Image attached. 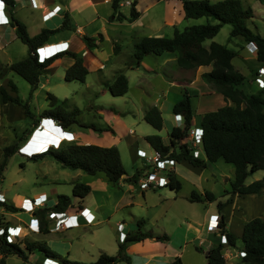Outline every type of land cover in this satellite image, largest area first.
<instances>
[{
    "label": "trees",
    "instance_id": "1",
    "mask_svg": "<svg viewBox=\"0 0 264 264\" xmlns=\"http://www.w3.org/2000/svg\"><path fill=\"white\" fill-rule=\"evenodd\" d=\"M122 0H112L115 12L120 8ZM264 4V0H259ZM10 4L14 0H9ZM182 10L187 18H199L203 16L214 17L218 23L196 24L184 30L175 29L173 36H145L136 44L134 59L141 62L142 59L151 53L161 55L164 52H177V63L182 68L193 69L201 65H213L211 71L202 74L203 79L211 84L225 98L232 101V104H225L215 110L204 113L201 120L203 128L202 147L206 158L196 157L194 147L188 142L180 144L179 149L175 148L176 139H184L192 125L194 116L191 95L186 91L184 97L178 101L174 107L175 114H182L185 117V127H174L171 131V144H165L159 134L147 135V141L158 150L163 157L175 159L177 162L188 161L195 167H205L207 160L216 162L224 159L225 162L232 163L235 167V180L232 182V191L241 194H260L264 189V179L246 183L247 177L257 171L264 169V90L247 93L243 88L247 77L236 68L233 59L238 55V51L227 47L217 41H212L209 46L205 45L206 39L213 38L220 31L224 24H232L231 35L241 36L246 41H255L258 45L257 60L264 63V37L260 33L254 32L248 27L247 21L254 17L252 7L246 6L242 0H182ZM139 12L132 6L129 19H136ZM119 19H125L123 13H118ZM69 15L66 14L61 27L56 29L43 28L38 34L30 35L27 25L12 15L11 25L15 28L17 36L22 42L28 45L29 54L27 57L12 62L10 64L0 63V79H4L10 71H14L24 77L31 85V93L39 86L40 77L45 69L57 57L69 54L74 58V63L67 68L66 80L86 81L89 73L88 68L83 64L81 54L62 51L55 56L40 62L36 49L50 43L53 34L61 29L69 27ZM89 38L87 45L93 47L94 43ZM259 70L256 71V73ZM9 85L17 92L16 84L10 79ZM107 86L114 96L123 95L129 90V79L123 73L115 75L112 82H107ZM264 88V87H263ZM0 95L3 102H15L21 104L26 114L32 117L36 123L39 117L31 112L30 104L24 102L20 96L11 95L6 88L0 84ZM50 107L45 109L40 115L42 118L53 117L59 120V124L68 128L77 121L80 113L78 107L67 110L62 104H58V98L51 92L48 93ZM234 103V104H233ZM145 119L157 129L163 127V115L161 110L154 106L147 114ZM85 127L93 128L97 131L108 130L109 128H97L95 124H83ZM57 147V148H56ZM18 144L13 143L4 147L3 159L0 163V175L6 169L9 158L17 152ZM31 153V159L43 158L50 154L62 166L72 169H82L91 175L102 174L112 186H119L121 180L139 184L141 169L135 174L128 175L121 152L118 146H102L92 143L69 142L55 147H49L43 151ZM128 175V176H127ZM169 186L179 191L182 187L181 180L172 170L168 173ZM91 191V185L85 182L76 181L73 187V196L81 204L85 196ZM191 201H214V192L206 190L199 193L193 190L189 196ZM4 207L11 212L21 211V208L12 202H1ZM73 199L70 195L61 193L53 206L39 207L35 214L41 220L42 231H48L45 217L49 211L66 212L73 206ZM225 203L218 202L219 210ZM144 220L138 221V228L126 233L124 241L119 244V251L116 255L102 252L95 261L85 262L81 260L69 259L59 252L52 249L46 242L39 240L31 241L26 239L22 242L9 243L5 236L0 235V264H6V257L11 254L23 258L27 264H31L29 254L33 251H40L46 258H55L59 264H117L120 260H129L125 255L126 247L131 242L142 241L146 238L156 237L159 240H168L167 233L155 234L152 230L143 231ZM221 233L228 237V245L235 246L238 237L232 232L227 231L225 215L221 214L220 221ZM242 241L245 255L242 257L243 264H264V217L255 216L248 220L243 228ZM25 245V246H23ZM224 244L218 243L209 249L207 254L208 264H225L226 258L223 254ZM197 249L203 251L200 246ZM170 264H184L180 256H176Z\"/></svg>",
    "mask_w": 264,
    "mask_h": 264
},
{
    "label": "crops",
    "instance_id": "2",
    "mask_svg": "<svg viewBox=\"0 0 264 264\" xmlns=\"http://www.w3.org/2000/svg\"><path fill=\"white\" fill-rule=\"evenodd\" d=\"M4 1H5V6L4 7L1 6L0 10L2 11L3 16L7 18L8 22L2 21L3 16L0 14V18H1L0 63L10 64L20 59V57L18 56L15 57L13 54H10L14 46H17L16 48L18 47L21 48L23 52L22 56L27 57L29 54V47L27 50L26 48L21 46V44L18 45V41L21 39L17 36L15 32V28L11 25L12 15H14L22 22H24L27 25L30 35L34 36L38 34L43 28L56 29L61 27L65 15L68 14L70 21L69 27L61 29L55 34H53L50 38L51 40L49 41L50 43L44 45V47L48 46L47 48L45 47L46 50L49 49L48 54H50V51L56 52L57 48L67 47L74 44L73 47L74 50H72L71 52H75L83 56L84 64L89 69V72H93V71L101 72V83L104 85L102 91L103 93H105L106 90H109L107 86V82H112L117 73L123 72L128 77L129 90L125 94L118 96H111L113 98L110 100L109 106H103L97 104H94L93 106L99 109L100 108L104 109V107H107L113 111V113L109 114L110 115L109 119L114 120L115 122L117 121L115 123V129L116 132L118 131L116 136H119V138L127 133V129L130 130L129 134L125 136L128 139L127 145L130 147V152L133 158L138 161L139 159L140 161H143V167L140 168V166H138L136 171L141 169L142 170L141 173H142L145 164L144 158H141L139 156L138 150L142 149L147 151V153H152L153 150L155 149L147 141L146 139L147 135L159 134L162 136V139L165 144H171L172 142L171 131L174 129V127H177V123L179 122V120H176L175 118L176 114L173 112V107L178 101H180L184 97V93L186 91L191 95L193 113L195 111L194 110L195 97H197V101L199 104H201L203 101V106L205 107L204 113L213 110L215 106L220 107L225 104H232L231 100L227 101L223 94L216 91L211 84L207 83L203 79L202 74L204 72L211 71L213 69L212 64L201 65L193 69L182 68L177 63V58H178L177 52L167 51L161 55H156L154 53L146 55L142 59V61L151 68L149 71L145 70L143 68V64L137 62L139 63V65L136 67L137 70H135L136 74L138 75L137 77L138 79L136 81L132 80V76L130 75V73H128L127 70H123L122 68L115 69L113 67L112 59L121 52L123 47V45L121 44L123 35H121V33L120 34L118 33V31H120L121 29V24H124V22L128 21L129 23H133V26L142 25V23L137 24L138 18L129 19L131 15L132 6L136 3L137 0H131L132 3H127L128 0H124V1L122 0L123 2L122 1L120 2V8L116 12L113 8L112 0H14L13 4H10L9 0H4ZM162 1L166 2L164 4L165 6L167 5L173 6L177 11V14H179L180 16L184 15L181 6L182 0H157V2L154 3L152 7H150L148 10L142 13H139V15H143L148 11L152 10L156 5L161 4ZM212 2H216V0ZM123 7L129 8V10H125ZM46 9L50 11L53 10V14H51L49 17H45L44 11ZM118 13H123L127 17L125 19H119L117 17ZM165 18L166 20H164V24L161 23L160 21L158 23L151 22V24H146L149 27V33H147V35H141V36L137 35L132 37L130 42L131 51L133 52L131 55L132 58L134 57L136 44L139 41H141L143 37L163 36L164 34L158 32L164 27V25L172 26L174 28L176 27L173 18L167 19V16ZM91 25L94 26L92 27ZM102 30L104 34L102 33ZM79 36L82 37L87 42L89 41V38H92L91 42L94 43L93 47L91 48L89 47V45H85L83 42H79L80 41ZM96 36L100 37L99 44H97L95 40ZM77 40L79 44H77ZM209 45L210 44H208L207 46ZM60 50L61 49H59L58 51ZM53 61H54L53 63L51 62L52 65H49L45 69V72L41 75L38 88L40 86H44L45 83L48 81L47 78L44 79L45 81L42 80L43 75L49 71H52L53 69H55V67L56 68L61 67L59 65L64 66L63 74L64 72L66 74L67 68L74 63V58L66 53L63 56L57 57ZM132 65L134 64L129 63L128 66L131 67ZM105 69H107L108 74H110L111 78H108V75H106L105 73L106 72ZM257 70H259V68ZM144 71H147L149 75H153V78L144 77L145 75ZM255 74H259V73H255ZM7 79L8 78L5 77V80ZM254 83L257 86L256 92L263 90L262 89L263 87H261L258 84L257 80L254 81ZM154 106H157L161 110L164 118L163 127L160 130L155 128L145 119V115L147 114V112ZM110 110L108 111L110 112ZM204 113L201 114V119ZM46 121L47 120H45V122ZM118 123L119 125L120 123L125 125L122 131L118 130L117 127ZM95 126L97 128H105L102 125L95 124ZM194 126L196 127L201 126V123L199 124L198 119L196 120L195 114L192 118L191 128ZM64 130L65 129L61 130L63 131V133L60 135V137L56 133L51 135L50 139L44 136L43 137L44 139L42 138V143L44 141L43 143L44 146L47 147L48 144L50 146L51 144L58 145L59 140H61L65 136ZM93 131L96 132L97 130L93 129ZM109 132L110 131L105 130L99 134H96L87 131L89 135L96 136L97 138L100 139H102L101 136L102 133H104L103 135L106 136L107 133ZM81 141H84L85 143H90V141L88 140H81ZM184 142H188L189 144H191V141L189 142V140L182 139L179 141L178 139H176L175 148L179 149L180 144ZM199 150L201 152V156L203 154L204 156L202 157L206 158L205 151L201 145L199 147ZM120 152H122L121 149ZM219 160H224V159H219ZM210 162L211 161L207 160V164ZM75 170L77 173V177L83 175L82 172L79 171L82 169H75ZM178 178L181 180L183 187V180L180 174ZM74 182L76 181H73V186H74ZM92 182L93 181L88 182V184L91 185V191L85 196V198L81 202L82 205H80L87 208V214H90L91 216L87 215V217H85L83 215H79L78 216L79 224L75 226L88 225L91 223L90 222L91 219H95V221L97 220L96 225L100 227L104 225L106 222L110 221L111 219H114L113 216L115 214L119 215L118 211L123 208H127L126 212L130 214V217L132 218L131 221L136 220L137 216L135 215L134 212H132V210L134 209V206L137 205L139 210L141 211L145 208L147 211L150 210H157V212L159 211L158 218L159 216L160 218L162 217L166 218L167 216L170 215L168 219L173 220L174 217H178V221L175 223L179 225L180 229L183 227L182 237L178 235V237L181 238H176L173 234L171 236L167 232H160V231H155L154 229L145 228L146 225L145 220L139 219V220H144V225L142 227L145 228V230L142 228L143 231L152 230L156 235L167 233L170 236V238L168 240H159L156 237H152V238H146L142 241L131 242L127 245L125 251V255L129 256V260L128 261L120 260L118 261L117 264H170L176 256H180L184 264H208L207 254L206 252H204L202 246L203 243L207 245V251H209L210 248L216 246L220 241V237H218V235L210 234L207 232V227L205 231L208 235L203 238L201 237L203 233V227L205 221L207 222L208 225L210 215L217 213L221 217V214L223 213L225 215L227 231L235 234L238 237V239L241 238L244 225L249 220V219L246 220L245 217L247 215H245L244 212L240 210V208L236 211H234L235 209H232L230 215L226 212L228 210L229 203L235 202L234 204L235 207L236 202L241 201L242 197L239 196H236V200L233 202L232 200L229 201L226 200L227 201V204L225 205L226 207H224L221 212L219 210L217 211L214 210L208 213L210 207L207 208L203 214V219L200 220L197 219L196 216L193 214L185 215L184 212H182L178 207V202L183 199V197H179L178 194V192H180L182 187L179 191L172 189L169 185L163 187H157L149 190L152 191V193L149 194V191H142L138 184L136 185L138 186L139 189H135V190H131L127 186L126 188H119L121 186L123 187L126 184L124 180H121L119 186H116L118 190L116 189L117 191L115 193L117 194L118 199H116L114 203L109 201V199L112 198V194L110 193L111 190L106 188V185H109L107 182L105 184V190L106 192L109 190L110 198L103 193L97 192L94 189L95 187L94 184H96L97 186V183L93 184ZM139 190L141 191L138 192ZM193 190H196L199 193H203V189L200 190L193 189ZM135 191L138 192L137 194L138 198L134 193ZM41 193L48 194L46 190H42L38 194ZM92 194H94L93 197L94 200H91L86 203L85 202L86 197H89V195ZM249 195L254 196L255 194H246V196ZM189 196L190 195H188L185 198L186 201H189L190 203H194V202L207 203V201H191L189 200ZM25 197H30V196L26 195ZM243 200H246V198L243 197ZM211 204H213V201H211L210 205ZM2 208H4V205H2ZM21 211L23 213L11 212L10 214L12 215L16 213V215H18V218H16V216H11V218H9L6 225L7 226L23 225L27 227L26 223L28 224L32 217H38L36 214H32L31 212L23 211V210ZM8 212L9 211H6L5 213ZM71 212L75 213V211H71ZM124 214L122 213L120 215L122 217L119 216V218L116 219L117 221L115 222V226L113 229L115 230V227L116 228L119 227L123 232L127 233L130 230L138 228L139 220L137 221V225L135 224L129 225L126 216H124ZM45 221L46 224L44 226L47 227L48 231L46 232L42 231L41 228L43 227V225H41L42 223L41 220L39 219V224H40L39 231L32 230L33 232L31 233L33 240L46 242V244L49 245L52 249L59 252L63 256H67L69 259L84 260V259H77L79 258L78 256H80L79 255L80 252L74 251V242L72 237L71 236L68 237L61 230H56L54 228L56 220L49 218L47 215L45 217ZM234 222H238L242 225L239 231H233L229 227V224ZM72 227L74 226H70L69 229H71ZM20 239H22L20 240L21 242L25 241L24 238H20ZM27 239H29V237ZM197 240H199V243H196ZM122 241L123 240L119 239L118 247H116L118 248L117 252L112 253V255H116L118 253L119 244ZM104 244L105 243H103V245L100 244L98 245L99 246L98 257L102 252L108 253L107 249L109 248L111 249L113 247L114 250V246H113L114 244L112 245H104ZM92 245H94V243H90L86 246H83V248H86V251H88V249ZM197 246H200L203 249V251L198 250ZM229 246L230 245L225 246L228 252H230L228 253V255H225L226 258L225 264H243L242 257L240 256V254L236 253L233 250H229L228 249ZM9 256L10 255H8L6 258V264H8L7 259L9 258ZM39 257H41V260L43 261L46 258L45 257L42 259L41 253ZM23 261L21 260V262L19 261V263L27 264V262L25 261L23 262ZM55 263L59 264V260L55 258H50V259L47 258V260L45 261V264H55ZM16 264H18V262Z\"/></svg>",
    "mask_w": 264,
    "mask_h": 264
},
{
    "label": "rangeland",
    "instance_id": "3",
    "mask_svg": "<svg viewBox=\"0 0 264 264\" xmlns=\"http://www.w3.org/2000/svg\"><path fill=\"white\" fill-rule=\"evenodd\" d=\"M215 1V0H211ZM218 1V0H216ZM243 3H245L246 6H250L254 10V17L247 21V25L249 28H251L254 32L260 33L264 37V4L261 3L259 0H242ZM166 2L162 1L161 4L156 5L152 10L148 11L147 13L143 15H139L138 23L142 25H135L133 26V23L124 22V24H121V29L118 31V33L123 35L122 39V50L121 52L112 59L113 67L115 69L122 68L123 70H127L128 73L132 76V80L136 81L138 78V75L136 74L135 70L136 67L139 65L134 59L132 58V51L130 42L133 36L137 35H147L149 33V27L146 24H151L155 22H161L164 24V20L167 19H174L176 27L180 30H184L185 28L196 25V24H208V23H218V20L214 17L209 16H203L199 18H187L184 15L180 16L177 14V11L175 8L171 5L165 6ZM173 3V2H171ZM125 10H129L127 7H123ZM92 27L94 25H91ZM175 28L172 26L164 25V27L158 32L162 33L166 36H173ZM232 30V24L227 23L224 24L220 31L215 35L213 38L206 39L205 45L210 44L212 41H217L219 43H222L226 45L227 47L237 50L238 55L233 59V63L236 66L238 70H240L245 76L247 77V80L243 86V88L246 90L247 93L256 92L257 86L254 83L256 81V78L259 76V74H255L256 70L263 64L257 60V56L255 53L251 52L249 48L247 47L248 41H246L241 36H232L231 35ZM97 44L100 42V37L96 36L95 38ZM51 41V40H49ZM21 44L24 48L28 50V46L23 43L21 40L18 41V45ZM17 46L13 47V50L10 52V54H13L15 57H20V59H23L25 56L23 55V52L21 48H16ZM71 48L74 47V44L70 46ZM49 49L43 50V54L48 53ZM22 53V54H21ZM157 55V54H156ZM4 56V55H3ZM22 57V58H21ZM19 59V60H20ZM129 63H132L131 67H129ZM61 67H58L53 69L52 71H49L43 75L42 80L47 78L48 81L45 83L44 86H40L35 92L31 93V85L30 83L22 77L20 74L10 71L6 78L7 80L0 79V84H2L6 90L13 96H20V98L24 102H28L30 104L31 112H33L36 115V118L39 117L40 121L36 123V121L29 117L24 107L21 104H17L15 102L9 101V102H3L2 97L0 95V163L3 159L4 154V147L13 143L18 144L17 152L14 153L9 158V163L4 170L3 174L0 175V194L7 197L8 202H13L16 204V206H19V200H17V197H23L26 195H29L30 198H34L36 196H40V193L42 190H46L48 194L41 193L44 195H47L48 202L46 203L47 206H53L55 202L58 199V195L61 193L68 194L72 197L73 203H77L76 206L67 209L66 213H69L71 211H75L77 207H80V203H78V199H75L73 196V181H81L88 183L90 181H93L92 183H97L94 189L99 192L107 195L110 198L109 190H111L112 198L109 199L110 202L116 201L118 199L117 194L115 193L118 188L115 186H112L108 183V181L104 178L102 174L98 175H91L83 170H79L82 172V176L77 177V173L75 169L64 167L59 163L55 158H53L50 154L45 155L43 158H37V159H31L32 156H29L27 154L41 152L47 148L50 147L42 145H37L38 140L37 138L42 140V136L35 135L34 139L32 140L35 145H26L27 140L30 139L33 131L36 127L39 126V124L42 121V117L40 116L42 112L50 107V99L48 98V93H53L58 98V104H62L64 108L67 110H72L75 107H78L81 111L79 115L77 116V121L73 124H71L68 128H66L65 136L61 140H59V144L55 146H59L62 144H66L69 142L74 141H81V140H88L92 144H98L102 146H113L118 145V148L121 149V154L123 158V164L125 166V169L128 173V175L135 174L136 169L138 166L143 167V161H139L134 159L131 152L130 147L127 145V138L116 136L117 132L115 129V122H112L109 117H107L106 112L107 110H110L107 107H104L103 112H99V108H95L93 105H103V106H109L110 100L113 98L111 96L112 93L110 90H106L105 93H103L104 85L101 83V72L100 71H93L89 72L87 75V80L85 82L79 81V80H66L64 77L66 74L63 69L64 66L59 65ZM109 69V68H108ZM106 75H108V78H111L110 74H108L107 69ZM146 78H153V75H149L147 71H144ZM151 74V73H150ZM257 75V76H256ZM12 80L16 86H17V92H15L12 87L9 85V80ZM253 81V82H252ZM259 84V83H258ZM109 89V88H108ZM135 89V88H134ZM264 90V88H262ZM204 99V98H203ZM66 100V101H65ZM228 101V99L226 98ZM65 101V102H64ZM64 102V103H63ZM3 104V105H2ZM234 104V103H233ZM218 106H215L213 110L217 109ZM194 114L196 117V120L198 119L199 124L201 123V114L204 113L205 107L203 106V101L201 104L198 103L197 97L194 99ZM110 120V123L108 122ZM48 122V121H46ZM95 123L97 125H102L105 128L110 127L107 131H110L107 133V135L101 134L102 139L100 142H97L96 136H91L87 133L89 131L90 133H101L100 131H93V128L85 127L83 124H91ZM114 125V126H113ZM118 130L122 131L121 128L118 126ZM76 130V131H74ZM105 131V130H104ZM46 132V130H45ZM103 132V131H102ZM79 133H83V135H79ZM39 134V133H38ZM40 135H42L40 133ZM50 135H53L50 133ZM44 136V135H43ZM100 136V137H101ZM44 139V138H43ZM60 139V138H59ZM185 140H189L190 142V134L184 137ZM32 143V144H33ZM58 143V142H57ZM56 143V144H57ZM192 144V143H191ZM193 146V145H192ZM57 148V147H56ZM202 156H204L202 154ZM201 155L199 157H202ZM145 166V165H144ZM175 173L179 177V174L183 180V187L178 192L179 197H183L182 200L178 202V207L184 214H193L196 216L197 219L202 220L203 214L206 211L207 208H209L208 213L219 210L218 202L227 204V201L236 200V196L242 197L241 201L236 202V206L234 207L235 202L229 203L228 210L226 211L229 215L231 214V210L235 209L234 211L242 210L245 215H247L245 218L246 220H250L251 218L255 216H262L264 217V189L260 194H255L254 196H246V194H241L237 192L232 191V182L235 180V169L234 166L228 162H225L224 160H218L216 162H210L205 167H195L188 161L179 162L175 167ZM101 176V177H100ZM98 178V179H97ZM258 179H264V169L257 170L253 173H251L247 179L246 183L249 184L255 180ZM106 182L109 185H106V188L109 189L107 192L105 190V184ZM126 184L119 188H130L131 190L139 189L138 186L131 185L129 182L124 181ZM139 185V184H138ZM109 186V187H108ZM117 189V190H116ZM166 189V188H165ZM169 189V188H168ZM193 189H203V193L206 190H210L214 192L216 199L213 201V204L210 205L211 202L203 203V202H194L190 203L189 201H186V198L190 193L193 191ZM139 190L138 192H140ZM149 191V190H147ZM138 192L135 191L138 198ZM152 191H149V194H151ZM154 194V192H153ZM257 196V197H256ZM94 194L89 195V197H86L85 202H89L91 200H94ZM243 197L246 198V200H243ZM15 199L17 201H15ZM88 200V201H87ZM190 200V199H189ZM227 200V201H226ZM28 206H30V203H28ZM113 204V203H111ZM226 207V206H224ZM223 207V208H224ZM145 208V207H144ZM219 210L220 212L223 210ZM8 211L5 207L2 208V204L0 203V226L6 225L9 218L11 216H16L18 218V215L14 213L13 215L10 214L11 211L8 213H5ZM127 211V208H123L118 211L119 215H114V219H111L110 221L106 222L104 225L98 227L96 225L97 220L93 219V221L88 225H80V226H74L71 229L69 227H66L64 224L58 225L55 221L54 228L56 230H61L65 235L68 237H72L74 242V251H79L80 256L77 259H84L81 261L85 262H91L95 261L98 257L99 253V244L103 245H112L114 244V250L113 247L110 249H107L108 253H116L118 247V241L119 239L122 240L121 232H123L119 227H115V230L113 229L115 226L116 219L119 218V216ZM132 212L135 213L136 220H132L130 217V214L126 212L124 216H126V219L129 223V225H137V221L139 219L145 220V228L148 229H154L155 231L160 232H167L172 236V234L176 238H181L183 235V227L180 229L179 225H177L175 222L178 221V217H174L173 220H169V216L166 218L162 217L158 218L159 211L157 210H150L147 211L146 208L142 211L139 210L138 206L135 205ZM157 212V213H156ZM17 213H23L22 211H19ZM237 213V212H236ZM201 214V215H200ZM122 217V216H120ZM32 219V218H31ZM31 219L29 223L26 225L29 226L31 223ZM131 221V222H130ZM23 224V223H21ZM25 225V224H24ZM23 226V225H22ZM207 222L205 221L204 227H203V233L201 237H206L208 234L206 233V227ZM241 224L238 222L230 223L229 227L233 231H239L241 228ZM143 228V227H142ZM145 228H143L145 230ZM65 229V230H64ZM34 231V230H33ZM32 230H29V233L26 234V229H19L17 230L18 233H21L22 235H27V237H23L25 240L29 237L31 241L33 240V237L31 236ZM125 237H126V232ZM17 233H15L16 235ZM181 236V237H178ZM218 237H220L218 235ZM19 240V241H18ZM17 242H21L18 239ZM124 241V239H123ZM90 243H94L88 251H86V248H83V246H86ZM196 243H199V240L196 241ZM25 246V245H23ZM203 249L204 252L207 251V245L203 243ZM244 242L241 238L237 240L236 246H229V250H233L236 253L240 254V249H243ZM226 252V254H225ZM40 251L36 250L33 252H30L29 254V260L31 264H43V260H41ZM228 250L224 251L225 255H228ZM42 255V253H41ZM205 256V255H204ZM7 258V257H6ZM45 258V256L42 255V259ZM1 260V259H0ZM23 261V258H20L18 255H10L7 259L8 264H16L19 261ZM50 261V260H49ZM24 262V261H23ZM57 264V263H55Z\"/></svg>",
    "mask_w": 264,
    "mask_h": 264
},
{
    "label": "built area",
    "instance_id": "4",
    "mask_svg": "<svg viewBox=\"0 0 264 264\" xmlns=\"http://www.w3.org/2000/svg\"><path fill=\"white\" fill-rule=\"evenodd\" d=\"M156 2H157V0H153V1L152 0H137L136 3L134 4V7H135L136 11H138L139 13H142V12L148 10L150 7H152L154 5V3H156ZM127 3H132V1L128 0ZM1 6L2 7L5 6L4 0H0V7ZM55 9H56V7H55ZM0 14L3 16L1 10H0ZM51 14H53V10L50 11V10L46 9L44 11L45 17H49ZM0 20H1V18H0ZM2 21L8 22L7 18H5L4 16L2 18ZM102 33L104 34L103 30H102ZM105 37H106V35H105ZM79 38H80L79 42H83L85 45H87L86 41L82 37L79 36ZM79 42L77 40V44H79ZM66 44H68V43H66ZM58 45H60V44H58ZM45 47L47 48L48 46H45ZM45 47L43 45V46H40L36 49V53L38 55V60L40 62H44L45 60L55 56V54H57V51L59 49H61L60 51H72V50H74L73 47L71 48L70 46H67V47L57 48L56 52L50 51V54H48V53L43 54V49H45ZM247 47L249 48V50L251 52L255 53L257 56L258 45L255 41L248 42ZM77 52H79V51H77ZM140 63L143 64V68L145 70H148V71L150 70L151 67L147 66L143 61H141ZM83 64H84V60H83ZM50 65H52V64H50ZM256 80L261 87H264V63L259 67V76L256 78ZM103 110L104 109H102V108L98 109L99 112H103ZM111 113H113L112 110H110V112L107 110L105 115H107V117H110L109 114H111ZM175 118H176V120H179V122L177 123V127L184 128L185 127L184 115L176 114ZM111 121L115 122L114 120H111ZM108 122L110 123V120H108ZM115 123H114V125H115ZM118 126L121 128V130H123L125 125H123L121 123L119 125V123H118ZM201 128H202L201 126H197V127L194 126V127L190 128L188 131V135L190 134V141L192 143L191 145H193V147H194V155L196 157H199L201 155V152L199 150L200 145L202 146V143H203V129H201ZM129 132H130V130L127 129V133L125 135H123L122 137L129 134ZM78 142L79 143H85L84 141H78ZM138 154L141 158H144V161H145V164H144L145 166L143 168V172L141 173L140 178H139L140 189L142 191H147V190H151V189L157 188V187L168 186L169 181H170L168 173L172 170L175 172V168L173 169V167H175L179 162H177L175 159L163 157L161 155V153L156 149H154L152 153H147V151L139 149ZM29 156H32V155H29ZM130 184L132 186L135 185L134 183H130ZM16 199L19 200V203H20L19 206H17V207L21 208V210H23V211L31 212L32 214H35V211L39 207L46 206V203L48 202V197H47V195H44V194H40V196H36L33 199L30 197H25V196L17 197ZM16 199H15V201H17ZM1 202H8L7 197L2 195V194H0V203ZM27 202L30 203V206H28ZM12 203H14V201ZM76 204L77 203L75 202L74 205L76 206ZM14 205H16V204L14 203ZM73 206H71V207H73ZM79 215H83V216L87 217V215H90V214H87V208H85L83 206L77 207L75 210V213H73V212H69V213L64 212L63 213V212H57V211H49L48 212L49 218L57 220L56 223L58 225L64 224L66 227L78 225L79 224V222H78V216ZM92 221H93V219L90 220V222H92ZM220 221H221V217L219 214H217V213L211 214L209 221H208L207 232L210 234L219 235L220 236L219 242L224 244V246H228V237L225 233H221ZM23 228L26 229V234L29 233V230L39 231V229H40L39 218L38 217H32L31 223L27 227L22 226V225L0 226V235L5 236V239L7 242L14 243V242H17L18 239L27 236L26 234L22 235L21 233L17 232V230L23 229ZM15 233H17V234L15 235ZM121 236L123 237L122 240L125 239V233L121 232ZM225 250H226V247L223 249V254H224ZM225 254H226V252H225ZM225 254H224V256H225ZM244 255H245V251L240 250V256L243 257ZM2 256H3V254L0 252V258ZM46 260H47V258L44 259L43 264H45Z\"/></svg>",
    "mask_w": 264,
    "mask_h": 264
},
{
    "label": "water",
    "instance_id": "5",
    "mask_svg": "<svg viewBox=\"0 0 264 264\" xmlns=\"http://www.w3.org/2000/svg\"><path fill=\"white\" fill-rule=\"evenodd\" d=\"M45 120H47L48 122H45ZM44 129L46 130V132L44 131ZM63 129H64V127L59 124V120H57V119H55L53 117H46V118L44 117L42 119L41 123L39 124V126L36 127L35 130L33 131L30 139L27 140L26 145H35V143L32 142V140H36V139H34L35 138L34 137L35 135H39V136H42V137L45 136L46 138L50 139L51 138L50 133H52V134H55L56 133L60 137V135L63 133V131H61V130H63ZM40 133L42 135H40ZM80 135H83V134H80ZM39 139H41V138L40 137L37 138V140L39 142V143H37V145H40L41 146L42 145L41 144L42 143V140L39 141ZM95 139H97V142H100V140H101L100 138H95ZM43 143H44V141H43ZM50 147H55V145L54 144H51ZM206 254H208V251H206Z\"/></svg>",
    "mask_w": 264,
    "mask_h": 264
},
{
    "label": "clouds",
    "instance_id": "6",
    "mask_svg": "<svg viewBox=\"0 0 264 264\" xmlns=\"http://www.w3.org/2000/svg\"><path fill=\"white\" fill-rule=\"evenodd\" d=\"M59 52H62V51H57V54H58ZM55 55H56V54H55ZM53 62H54V61H53ZM53 62H52V63H53ZM52 63H51V64H52ZM201 129H203V128H201ZM40 153H42V152H40Z\"/></svg>",
    "mask_w": 264,
    "mask_h": 264
}]
</instances>
